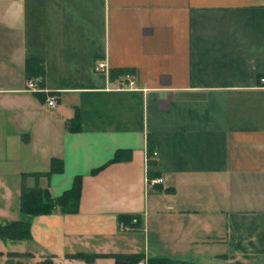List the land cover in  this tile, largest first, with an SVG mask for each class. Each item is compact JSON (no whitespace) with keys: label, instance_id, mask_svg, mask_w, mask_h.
Returning <instances> with one entry per match:
<instances>
[{"label":"crops","instance_id":"1","mask_svg":"<svg viewBox=\"0 0 264 264\" xmlns=\"http://www.w3.org/2000/svg\"><path fill=\"white\" fill-rule=\"evenodd\" d=\"M0 21L21 40L0 58V223L23 190L58 199L80 177L76 212L30 218L19 253L264 264V0H0Z\"/></svg>","mask_w":264,"mask_h":264},{"label":"trees","instance_id":"2","mask_svg":"<svg viewBox=\"0 0 264 264\" xmlns=\"http://www.w3.org/2000/svg\"><path fill=\"white\" fill-rule=\"evenodd\" d=\"M25 73L28 80L34 79V77H42L43 75V63L35 59H27L25 61ZM128 74L126 70H115L109 73V78L124 76ZM114 76V77H113ZM45 100V98H44ZM127 155H124V154ZM130 155L127 151H117L115 152L112 159L105 165L119 163L123 160H128ZM103 166V167H105ZM103 167L92 171V175L96 174ZM58 168V167H57ZM55 166V162L51 164V172L61 171ZM154 187V186H153ZM80 195V177H76L72 183V187L69 191L65 192L58 199H51L46 192L27 191L23 190L20 197V209L22 216L18 221L0 223V241H12V242H22L30 241V218L41 215L50 214L55 207L60 206L66 211L76 212V207L78 205V199ZM135 220V223H132ZM118 221L123 225H131L133 227H139L140 221L138 218L128 215H120ZM1 256V254H0ZM7 261L4 264H22V260L32 259L33 256L30 253H8ZM112 258L114 264H140L143 261L142 254H130V255H96L92 257L95 258ZM71 258L74 259H85L84 256L76 254ZM87 259V258H86ZM31 264H55L51 258H46L39 263ZM146 264H194L191 262L170 260L164 258H151L146 261Z\"/></svg>","mask_w":264,"mask_h":264},{"label":"rangeland","instance_id":"3","mask_svg":"<svg viewBox=\"0 0 264 264\" xmlns=\"http://www.w3.org/2000/svg\"><path fill=\"white\" fill-rule=\"evenodd\" d=\"M20 34L18 29H6L3 22L0 21V58L9 57L20 50ZM140 237L133 238L131 244L142 251V243ZM31 250L28 243L0 241V264H4L8 257V253H19ZM34 258L22 260V264L34 263Z\"/></svg>","mask_w":264,"mask_h":264},{"label":"built area","instance_id":"4","mask_svg":"<svg viewBox=\"0 0 264 264\" xmlns=\"http://www.w3.org/2000/svg\"><path fill=\"white\" fill-rule=\"evenodd\" d=\"M94 71L98 72V73H105V74L108 73L107 66L103 63H97L94 66ZM125 80L130 81V77L125 76ZM262 82H264V80H262ZM26 90L28 92H37L36 84L34 83V81L28 80V82L26 84ZM45 101H46V104L49 108L54 107L55 100L53 98H51V97L47 98ZM155 157H156V153H153L152 158H155ZM158 184H162V180H154V181L148 182V186H150V187H153V186L158 185ZM135 222H136L135 220H132V223H135Z\"/></svg>","mask_w":264,"mask_h":264}]
</instances>
